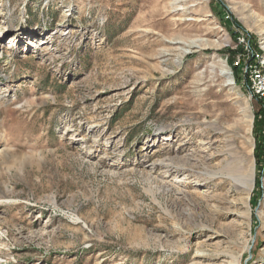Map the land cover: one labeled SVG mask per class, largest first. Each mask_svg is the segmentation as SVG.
I'll return each instance as SVG.
<instances>
[{
    "label": "rangeland",
    "instance_id": "obj_1",
    "mask_svg": "<svg viewBox=\"0 0 264 264\" xmlns=\"http://www.w3.org/2000/svg\"><path fill=\"white\" fill-rule=\"evenodd\" d=\"M252 50L264 0H0V264H264Z\"/></svg>",
    "mask_w": 264,
    "mask_h": 264
},
{
    "label": "bare ground",
    "instance_id": "obj_2",
    "mask_svg": "<svg viewBox=\"0 0 264 264\" xmlns=\"http://www.w3.org/2000/svg\"><path fill=\"white\" fill-rule=\"evenodd\" d=\"M225 152H226V157H225V161L222 167L220 169H217V171H211V170L204 169L203 174L205 178L208 179L209 177L216 176V175H220V176H223L224 174L228 175L229 171L231 170V163L233 162V160H237L236 161L238 163L237 168H239L237 170L238 172L235 170V174H232V175L230 174V175L235 182H238L240 185H242L243 191L246 193V195H248L250 191L252 190V185H253L254 164L251 161L245 168L244 166L246 164L244 165L243 163V160H245V158L243 157L244 159H242V157H239L237 148L232 143L227 144V148ZM248 209L249 207H246V210H245L246 214H248L249 212Z\"/></svg>",
    "mask_w": 264,
    "mask_h": 264
},
{
    "label": "built area",
    "instance_id": "obj_3",
    "mask_svg": "<svg viewBox=\"0 0 264 264\" xmlns=\"http://www.w3.org/2000/svg\"><path fill=\"white\" fill-rule=\"evenodd\" d=\"M237 41L244 44L246 50H249V45L245 37L242 34L237 35ZM252 61H248L244 67L245 72L248 74L249 89L252 94L260 99H264V71L262 70L261 64L263 60L259 52L254 53L252 50Z\"/></svg>",
    "mask_w": 264,
    "mask_h": 264
},
{
    "label": "trees",
    "instance_id": "obj_4",
    "mask_svg": "<svg viewBox=\"0 0 264 264\" xmlns=\"http://www.w3.org/2000/svg\"><path fill=\"white\" fill-rule=\"evenodd\" d=\"M261 103H264V101L261 100ZM260 118H261V117H260ZM260 118H259V119H260ZM259 119H257V120H259ZM262 121H264V120H262ZM261 124H263V122H261Z\"/></svg>",
    "mask_w": 264,
    "mask_h": 264
}]
</instances>
